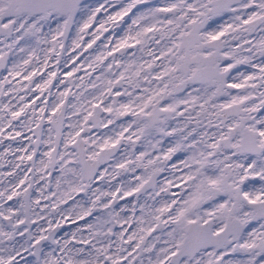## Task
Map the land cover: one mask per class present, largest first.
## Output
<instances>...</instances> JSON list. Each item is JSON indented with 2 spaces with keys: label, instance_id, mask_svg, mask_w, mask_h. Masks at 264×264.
<instances>
[{
  "label": "snow or ice",
  "instance_id": "snow-or-ice-1",
  "mask_svg": "<svg viewBox=\"0 0 264 264\" xmlns=\"http://www.w3.org/2000/svg\"><path fill=\"white\" fill-rule=\"evenodd\" d=\"M5 167L0 264H264V0H0Z\"/></svg>",
  "mask_w": 264,
  "mask_h": 264
},
{
  "label": "flooded vegetation",
  "instance_id": "flooded-vegetation-1",
  "mask_svg": "<svg viewBox=\"0 0 264 264\" xmlns=\"http://www.w3.org/2000/svg\"><path fill=\"white\" fill-rule=\"evenodd\" d=\"M100 2H103V0H100ZM117 31H118V29H117ZM105 35H107V34H105ZM102 40H103V37L101 38ZM99 43V42H98ZM95 47V46H94ZM0 171H3V172H6V171H9V169L8 168H0ZM137 174H139V172L137 173ZM54 175H55V173H54ZM168 174L165 172V173H162L161 174V176H160V179L161 180H163V178L165 177V176H167ZM125 178H128V177H125ZM173 191H177V189H173ZM128 200H131L132 198L131 197H129V198H127ZM121 204H123L124 203V201H121L120 202ZM72 226L71 225H66L65 226V228L66 229H70ZM61 235H62V233H61Z\"/></svg>",
  "mask_w": 264,
  "mask_h": 264
}]
</instances>
